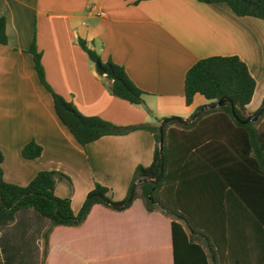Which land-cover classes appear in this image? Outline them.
Returning <instances> with one entry per match:
<instances>
[{
	"label": "crops",
	"instance_id": "crops-1",
	"mask_svg": "<svg viewBox=\"0 0 264 264\" xmlns=\"http://www.w3.org/2000/svg\"><path fill=\"white\" fill-rule=\"evenodd\" d=\"M1 16L8 37L7 44H0L3 178L24 186L40 170L64 172L74 192L58 194L56 186L54 193L71 197L74 213L95 182L110 188L115 201L123 200L136 167L151 164L155 141L149 131L135 130L79 145L56 116L51 94L40 84L32 55L26 52L34 37L51 89L82 114L116 125H156L173 115L189 119L199 107L208 106L200 95L186 105L184 77L197 60L210 56L237 55L246 63L256 82L247 112L257 111L264 99V20L237 16L223 2L0 0ZM79 37L103 60L111 58L124 67L145 92L142 105L109 93L77 44ZM31 139L42 145V153L24 159L21 149ZM181 203L193 212L207 211L199 202ZM224 211L222 198L215 196L209 212L217 234ZM228 212L235 214L232 202ZM170 222L159 210L147 211L139 198L123 211L96 204L80 225L52 228L45 264H174ZM46 227L35 212H17L9 225L0 227V264H43ZM194 234L206 240L201 232ZM209 254L219 258L212 249ZM183 260L201 264L199 255Z\"/></svg>",
	"mask_w": 264,
	"mask_h": 264
},
{
	"label": "trees",
	"instance_id": "trees-1",
	"mask_svg": "<svg viewBox=\"0 0 264 264\" xmlns=\"http://www.w3.org/2000/svg\"><path fill=\"white\" fill-rule=\"evenodd\" d=\"M203 3H226L237 16H251L264 20V0H198ZM6 18L0 17V44H7ZM77 44L93 63L98 76L103 77L109 93L133 105L144 103L145 92L127 75L123 66L111 58L101 56L81 37ZM26 52L33 58V66L40 84L51 94L53 109L61 123L81 146L107 135H124L135 130L152 133L155 141L152 162L138 165L126 197L115 201L111 189L95 182L77 213L71 208L69 197L55 195L57 182L72 186L65 173L40 170L24 185L7 182L3 178L0 151V227L9 225L17 212L33 211L47 221L42 234L43 264L48 250V237L56 226H78L92 206L103 205L114 211H123L139 198L144 208L161 211L171 218V239L174 264H183L185 255L200 257L201 264H264V109L254 122L239 123L253 113L247 112L256 82L246 63L237 55L210 56L197 60L185 73L184 99L192 104L196 95L209 101L191 124L168 121L163 126V175L153 188L161 166L159 152V124L140 123L121 126L99 116L82 114L71 102L51 89L45 79L35 37ZM230 99V105L216 106L221 99ZM199 107L198 109H200ZM197 109V110H198ZM190 116L189 119L193 117ZM42 146L31 139L21 149L24 159L41 155ZM139 179L130 198L132 185ZM151 194L152 199L149 198ZM221 197L224 219L217 225L210 217V202ZM199 202L207 211H191L183 207V200ZM235 209L231 217L229 203ZM201 232L206 240L194 234ZM217 248V250H216ZM217 252L211 257L209 250Z\"/></svg>",
	"mask_w": 264,
	"mask_h": 264
},
{
	"label": "water",
	"instance_id": "water-1",
	"mask_svg": "<svg viewBox=\"0 0 264 264\" xmlns=\"http://www.w3.org/2000/svg\"><path fill=\"white\" fill-rule=\"evenodd\" d=\"M224 105H230L232 107V114L234 117L235 116V112L233 110V104H232V101L230 99H226V98H221L219 99L216 104L212 107H216V106H224ZM210 108L209 106H203L201 107L200 109H198L193 117L191 119H184V118H181L179 116H165L163 117V119L161 120L160 124H159V131H160V139H159V152H160V157H161V166H160V172L158 174V176L153 179V180H149V182H151L153 184V188H155L156 184L158 183V181L161 179L162 175H163V166H164V158H163V140H164V134H163V126L168 122V121H177L178 123L180 124H191L194 119L205 109H208ZM264 109V105L263 107L256 113L255 116H250L248 117L247 119L245 120H240L238 118L237 121L239 123H249V122H254L258 119V117L262 114V111ZM145 181V179H139L137 180L133 185H132V188L130 190V198L133 196V193H134V190H135V187L137 184L141 183ZM149 198L152 199V196L151 194L149 195Z\"/></svg>",
	"mask_w": 264,
	"mask_h": 264
},
{
	"label": "rangeland",
	"instance_id": "rangeland-1",
	"mask_svg": "<svg viewBox=\"0 0 264 264\" xmlns=\"http://www.w3.org/2000/svg\"><path fill=\"white\" fill-rule=\"evenodd\" d=\"M15 15L16 16H18V14L17 13H15ZM32 14L31 13H29L28 14V19H29V22H32ZM261 116V115H260ZM259 116V117H260ZM258 117V118H259ZM257 122V121H256ZM42 146V145H41ZM1 151V150H0ZM3 153V152H2ZM62 173H64V172H62ZM56 186H57V193L58 194H62L63 192H65V190H67L68 192H69V195H72L73 194V192H74V187L73 186H70L68 183H66L65 181H59V182H57V184H56ZM70 199H71V197H69ZM76 199L77 198H75V201H76ZM72 200V199H71ZM80 204V208H81V205L83 204V202H82V204L81 203H79ZM79 208V207H78ZM79 210V209H78ZM41 219L43 220V221H45L46 223H47V221L44 219V218H42L41 217Z\"/></svg>",
	"mask_w": 264,
	"mask_h": 264
},
{
	"label": "built area",
	"instance_id": "built-area-1",
	"mask_svg": "<svg viewBox=\"0 0 264 264\" xmlns=\"http://www.w3.org/2000/svg\"><path fill=\"white\" fill-rule=\"evenodd\" d=\"M104 13L102 11H99L98 12V15H103Z\"/></svg>",
	"mask_w": 264,
	"mask_h": 264
}]
</instances>
